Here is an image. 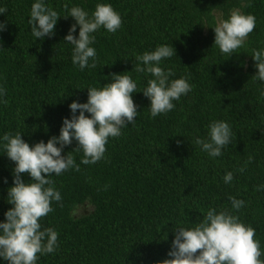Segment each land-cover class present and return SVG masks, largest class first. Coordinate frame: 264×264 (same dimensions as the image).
I'll return each mask as SVG.
<instances>
[{
    "label": "trees",
    "instance_id": "obj_1",
    "mask_svg": "<svg viewBox=\"0 0 264 264\" xmlns=\"http://www.w3.org/2000/svg\"><path fill=\"white\" fill-rule=\"evenodd\" d=\"M34 2L0 0L7 9L0 14L6 25L0 32V88L7 91L0 96V223L12 207L8 189L15 168L3 148L4 134L20 133L30 146L47 143L71 119L72 102L86 103L88 88H102L123 73L137 84L132 99L138 112L119 137L109 139L95 164L81 163L75 140L64 146L62 155H72L79 171L48 177L62 199L52 202L41 230L54 229L58 246L37 264H160L170 258L175 230L199 224L211 208L228 210L251 226L264 252V82L253 78L251 58L253 50L264 51V0H45L60 18L54 35L43 39L31 34L27 22ZM98 3L110 4L122 25L115 33L103 27L92 33L96 67L80 70L72 63L74 46L64 40L75 23L69 13L81 7L91 16ZM234 11L253 15L256 26L229 56L214 43L215 14L222 22ZM78 34L77 26L73 35ZM164 45L175 56L159 66L174 72L169 81L187 78L192 90L173 101V110L153 118L142 92L154 77L135 71L138 64L144 67L136 57ZM213 121L228 123L232 132L219 157L195 143L197 137L209 139ZM228 172L233 180L225 183ZM21 178L31 182L27 174ZM229 197L244 206L236 212ZM83 203L91 212L71 217Z\"/></svg>",
    "mask_w": 264,
    "mask_h": 264
},
{
    "label": "clouds",
    "instance_id": "obj_2",
    "mask_svg": "<svg viewBox=\"0 0 264 264\" xmlns=\"http://www.w3.org/2000/svg\"><path fill=\"white\" fill-rule=\"evenodd\" d=\"M6 11V8L0 7V14ZM69 17L75 23L64 40L74 46L72 63L80 70L95 68L97 53L95 48L90 47L95 42L92 33L101 27L109 33L117 32L122 25L119 13L110 4L98 3L91 16L81 7H72ZM59 18V14L48 7L45 0H35L27 22L31 34L36 39H43L54 35ZM77 26L78 38L73 35ZM255 26L253 15L234 11L215 27L214 43L222 54L231 56L244 45ZM5 29L6 25L0 23V32ZM173 56L174 48L164 45L136 57L144 67L138 64L135 71L147 72L154 77L142 92L150 101L153 118L173 110V101H178L192 90L187 78L169 81L174 72L159 66L162 59ZM251 58L257 70L253 78L264 82V51L253 50ZM90 59L93 61L91 65ZM111 81L99 89L88 88L86 103L72 102L69 105L71 119H64L59 136L50 138L47 143L41 141L30 146L20 133L14 136L4 134L6 143L3 148L7 158L15 164L13 186L8 189V204L12 207L4 213L6 222L0 223V259L7 264H37L40 255L53 253L58 246V233L52 228L41 230L40 221L53 211L52 202L62 199L60 192L53 187L54 181L48 177L60 175L69 168L79 171L72 155H62L64 146L71 145L75 140L78 145L75 150L83 152L81 163L95 164L104 158L109 139L119 137L126 124L135 122L138 112L132 94L136 93L137 84L124 73L112 75ZM6 95V89L0 88V96ZM2 102L7 104V100ZM77 112L79 115H76ZM208 136L207 141L197 137L195 143L211 157L221 156L222 148L232 140L230 126L224 121H213L209 125ZM252 159L250 156L248 163ZM244 170L238 169L240 172ZM23 174L30 176L31 182L25 183L21 178ZM232 180L233 174L228 172L224 181L230 183ZM4 182L7 183L6 180ZM229 199L236 212L244 206L242 200ZM255 237V230L242 223L238 216L228 210L217 213L211 208L199 224L190 229L178 227L175 230L171 251L167 253L170 258L160 264H264V259H261L264 252Z\"/></svg>",
    "mask_w": 264,
    "mask_h": 264
},
{
    "label": "rangeland",
    "instance_id": "obj_3",
    "mask_svg": "<svg viewBox=\"0 0 264 264\" xmlns=\"http://www.w3.org/2000/svg\"><path fill=\"white\" fill-rule=\"evenodd\" d=\"M215 17H216V25L218 26L221 21L218 19L217 14H215ZM91 210L92 207L88 203H83L81 205L75 206L70 212V215L73 218H78L83 215L89 214Z\"/></svg>",
    "mask_w": 264,
    "mask_h": 264
}]
</instances>
